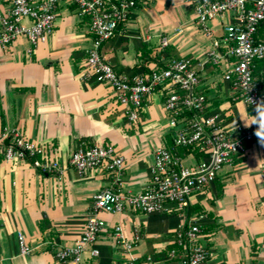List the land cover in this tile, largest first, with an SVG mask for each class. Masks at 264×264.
I'll return each instance as SVG.
<instances>
[{"label": "crops", "instance_id": "1", "mask_svg": "<svg viewBox=\"0 0 264 264\" xmlns=\"http://www.w3.org/2000/svg\"><path fill=\"white\" fill-rule=\"evenodd\" d=\"M7 7L8 2L0 0V16ZM233 19L228 11L209 20L208 35L186 0L139 3L102 44L101 54L117 72L149 71L159 64L161 37L170 36L165 57L191 59L199 76L195 90L205 95L204 114L216 116L217 124L226 130L245 127L241 116L253 113L223 78L231 59L223 57L215 64L207 57L212 38H221L224 25ZM90 39L87 17H80L75 5L61 0L51 34L30 54L24 36L0 46V129L19 130L26 140L44 145L62 165L59 173L40 172L28 161L5 160L0 149V264H73L59 262L54 248L75 244L92 195L111 180L103 165L76 173L68 159L77 142L110 145L123 156L121 185L133 193L149 181L154 149L171 143L175 127L169 125L162 105L164 89L151 94L132 122L110 86L82 78ZM253 77L264 89V59L255 61ZM180 152L187 166L206 156L198 148ZM261 160V145L246 143L244 151L222 165L213 182L190 194L184 211L101 213L106 227L83 252V260L124 264L125 254L111 239L112 227L120 224L127 236L134 231L140 234L132 250L138 264H173L166 252L173 246L176 229L201 213L197 238L208 250L204 264H264ZM18 233L32 248L27 254L19 253ZM91 246L99 251L95 257L90 255Z\"/></svg>", "mask_w": 264, "mask_h": 264}, {"label": "built area", "instance_id": "2", "mask_svg": "<svg viewBox=\"0 0 264 264\" xmlns=\"http://www.w3.org/2000/svg\"><path fill=\"white\" fill-rule=\"evenodd\" d=\"M8 7L0 16V46L5 47L17 37L24 36L30 54L44 42L53 30L56 7L61 0H5ZM75 5L80 17H87L90 44L86 49L82 78L110 86L119 104L124 107L128 121H136L143 103L151 94L164 89L162 105L168 114V123L175 127L171 143L159 145L153 151L149 165V181L137 193L125 191L121 185L124 158L110 145L77 142L71 151L68 164L77 174L104 166L111 175L108 185L92 195L83 231L72 246L57 245L54 256L59 262L89 264L83 260V252L93 245L106 227L101 213H121L127 209L142 213L184 211L189 206V196L213 182L224 163L233 155L244 151L246 143L258 142L254 128L236 125L226 130L217 124L216 116L205 115V95L195 90L199 76L189 57L166 58L164 51L170 36L159 41V64L149 71L124 74L113 69L101 54L102 44L116 34L130 13L139 4L151 0H64ZM192 7L194 18L204 32L210 35L207 22L225 12H232L234 19L223 27L221 38H212L207 57L219 63L223 57L230 64L223 78L231 85L238 98L243 100L255 115V103L264 99V89L254 80L255 61L264 59V40L257 38L258 27L264 20V0H186ZM26 19L28 24H24ZM180 30L177 29L176 33ZM224 51L221 52L220 48ZM252 103H250V101ZM180 126L177 127V125ZM259 143V142H258ZM260 144V143H259ZM261 145V144H260ZM198 148L205 158L192 166L182 163L180 149ZM260 171L264 184V146ZM0 149L7 161H28L40 172L59 173L62 165L48 154L44 145L26 140L19 130L0 129ZM203 214L180 224L173 235V246L166 257L173 264H204L208 250L198 242ZM140 234L134 231L127 236L120 224L112 227L111 239L125 254L124 264H138L132 250ZM19 253L27 254L32 248L21 233L17 234ZM90 255L99 251L91 246ZM150 259V257H146Z\"/></svg>", "mask_w": 264, "mask_h": 264}, {"label": "clouds", "instance_id": "3", "mask_svg": "<svg viewBox=\"0 0 264 264\" xmlns=\"http://www.w3.org/2000/svg\"><path fill=\"white\" fill-rule=\"evenodd\" d=\"M250 101V100H249ZM252 103V101H250ZM255 115L241 116L246 128H254L253 135L257 138L258 142L264 146V99L255 103Z\"/></svg>", "mask_w": 264, "mask_h": 264}, {"label": "trees", "instance_id": "4", "mask_svg": "<svg viewBox=\"0 0 264 264\" xmlns=\"http://www.w3.org/2000/svg\"><path fill=\"white\" fill-rule=\"evenodd\" d=\"M258 34H260V39L264 40V20L260 23L258 27ZM188 149H191L192 147H187Z\"/></svg>", "mask_w": 264, "mask_h": 264}]
</instances>
